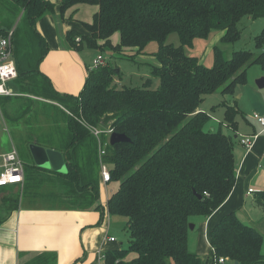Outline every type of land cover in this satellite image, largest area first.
<instances>
[{"label":"trees","instance_id":"obj_1","mask_svg":"<svg viewBox=\"0 0 264 264\" xmlns=\"http://www.w3.org/2000/svg\"><path fill=\"white\" fill-rule=\"evenodd\" d=\"M80 3L98 9L90 22H81L83 30L66 32L71 46L99 51L109 46L117 52L139 53L154 42L151 54L158 65L150 67L142 86L118 88L114 76L121 79L122 74L105 59L88 70L77 95L60 93L39 69L48 46L36 28V20L54 11V4L0 0V8H5L0 11V35L11 27L12 18L21 15L22 24L14 27L12 35L19 92L53 101L63 122L58 124L61 119L55 114L54 126L19 137L21 146H29L31 139L60 152L66 163V172H55L37 167L30 156L24 162L22 189L33 192L40 186L39 177H49L66 188L62 207H93L103 216L98 143L83 122L123 133L128 141L108 144L103 161L110 168V182L117 183L106 210L112 218L124 217L127 246L104 251L101 264H201L187 247L190 219L208 218L225 201L235 184L236 164L232 136L208 125L210 115L199 105L204 95L216 91L233 95L236 85L246 82V70L253 64L264 75V28L254 37L256 51L235 50L226 57L214 46L212 66L185 49L214 30L224 31L222 43L236 41L244 17L264 18V0H60L61 14ZM115 33L119 40L113 44ZM171 33L177 34L179 45L167 42ZM152 78L159 82L156 88H151ZM11 98H0L2 108ZM228 101L223 102V120L235 130L239 112ZM16 108L6 115L23 113L21 106ZM258 200L263 203L264 196ZM0 202L13 210L18 199ZM262 241L263 235L240 221L235 211L223 214L209 232L213 260L223 257L231 264H264ZM33 263L55 264V258L46 253Z\"/></svg>","mask_w":264,"mask_h":264},{"label":"rangeland","instance_id":"obj_2","mask_svg":"<svg viewBox=\"0 0 264 264\" xmlns=\"http://www.w3.org/2000/svg\"><path fill=\"white\" fill-rule=\"evenodd\" d=\"M5 5L9 6L8 4ZM3 9L5 8L1 7L0 11H3ZM21 24L19 15L12 18L9 23L11 27L16 25L20 26ZM263 28L264 18L252 20L248 17H244L238 25L240 36L236 41L232 43H222L220 38L224 31L214 30L211 31L206 39H195L193 47L186 48L185 51L189 55L196 56L199 59V62L205 66H212V49L214 46L222 49L226 57H229L235 50L244 49L256 51L254 47V37L259 34ZM167 42L175 46L179 45L177 34L171 33L167 38ZM155 49L156 43L152 42L148 44L144 51L139 53H136L135 51L117 52L109 46L104 47L100 51L98 49L84 47L83 52L87 57V61H91L97 53H101L104 60L107 59L112 66H117L122 76L121 79L114 76L113 84L120 88L122 86H142L143 82L149 76L148 72L150 67L158 65V61L154 54H151ZM259 72H261V70L257 64L249 66L246 70V81H248V83L237 84L236 89L238 92L236 94L228 95L216 91L212 94L204 95L200 102L199 109L210 115L208 125L213 129H220L223 133L231 135L233 140L235 139L234 135H237V138L234 140L233 149L235 160L238 163V170L235 184L230 192L231 194L233 192V200L231 203H228V205L232 204V207H234L233 210L237 212L240 221H245V223L252 225L263 235L260 250L262 254H264V204L262 208L255 206V203L258 205L257 201L259 202L258 199L260 196H264V129L260 130L261 128H257L255 124L253 127L251 124V122H253L252 119L254 113H261V116H264V112L254 110L256 108H252L250 105H245L246 101L243 97L244 93L247 91L245 89H248L250 84H255ZM158 83L157 79L152 78L151 88H156ZM9 86L12 91H19L16 82H10ZM25 94L29 95L24 97H13L9 99L10 102L8 106L5 105L0 109V151L9 150L12 147L13 142L18 152L20 151L19 153L24 155V157H21L23 162L31 159V153L29 150L31 144L29 146H21L22 144L19 142V137L25 138L27 134H35L43 129L54 126L52 118H54L55 114L57 115V112L60 111V109L56 108L52 103L44 101V99L38 95L30 93ZM225 98H227V100L238 99L239 101L238 107L241 113L236 116L237 122L235 130L226 126L223 120L225 109L223 102ZM260 103L264 107V99H262ZM18 105L21 106L23 113L17 112L15 115H11L12 118H9L6 113L13 112L14 109H17L16 107ZM56 117L59 118V115ZM58 122V124H63L62 119ZM253 133L256 134V137L253 139L249 148H246L239 143V136ZM29 143H32L31 139ZM39 181L40 186H35L32 189L33 192H24L22 188L17 187L11 189H9L10 186L2 187L5 190H3L0 195V201L1 199L10 198H17L19 200L21 197L24 201H28V203L29 200L32 199L34 201L33 204L38 206L46 204L61 207L64 201V199L61 198L62 191L66 188L62 185L56 184V182L49 177H39ZM116 188L117 183L114 184V182H109L108 184L100 183V197H103L105 201L106 197L115 191ZM248 188H251V193L247 192ZM244 199L247 200L245 204H243ZM7 208L6 205H3L2 202H0V211L2 214L8 213L9 209ZM115 218L113 219L114 222L110 233L115 234L118 238L116 244L119 245V247H125L127 246L128 232L126 229L120 228V226L114 224ZM117 218H121L118 219V222H120L124 217ZM193 219L196 222V226L193 230L189 231L191 234L190 236L199 235V231L203 232L204 218L202 216H193ZM200 223H202V227H200ZM196 245L199 248L200 244L196 242ZM204 246L205 245L203 244V248ZM189 249L192 250L191 243L189 244Z\"/></svg>","mask_w":264,"mask_h":264},{"label":"crops","instance_id":"obj_3","mask_svg":"<svg viewBox=\"0 0 264 264\" xmlns=\"http://www.w3.org/2000/svg\"><path fill=\"white\" fill-rule=\"evenodd\" d=\"M50 1L54 4V11L44 13L36 20V28L45 38L48 46L46 55L39 64V69L49 78L56 91L77 95L82 89L88 70L91 68L92 60L95 57L91 61H87V57L83 52L84 47L78 50L71 46L66 39V32L70 29L83 30L81 22H90L98 8L96 5L80 3L70 7L62 15L59 9L60 0ZM14 27L9 29H14ZM111 39L112 43L115 44L119 40V35L115 33ZM260 76L264 75L259 72L257 78ZM10 82H15V78L7 83L11 89L9 86ZM248 87V89H245L247 91L243 96L246 101L245 105H250L252 108H256L254 110L264 112V107L260 103L264 99V88H258L256 84H250ZM237 92L238 90L235 87L234 94ZM12 93V95H7V97L29 95L19 91H12ZM4 97L6 96H1L0 98ZM44 101L53 103V101L48 99H44ZM228 102L234 103L239 112L238 114L241 113L238 107V99H229ZM259 114L261 116V113ZM262 117L264 116L262 115ZM252 121L253 127L255 124L257 128H261L260 130L264 129V125L259 124L255 119H252ZM234 138L236 139L237 135H234ZM12 144L14 143L12 142ZM235 164L237 175L238 163L236 160ZM46 170L54 171L52 169ZM108 197H106L105 201L103 197L99 199L103 205V216L99 210L93 207L82 209L46 204L38 206L33 204L34 201L32 199L28 203V201H24L20 197L15 209L0 215V264H34V260L46 253L54 255L55 264H101L104 251L119 248V245L116 244L118 238L115 234L110 233L114 217L112 218L106 210ZM232 200L233 192L208 218H204L203 232L199 231V235L190 236V229L188 231L187 247L189 249V244L191 243L193 251L190 249L189 251L194 252L200 258L201 264H214L209 232L213 224L223 214L234 211L232 204L228 205ZM246 202L247 200L244 199L243 204ZM257 203L258 205L255 203V206L262 208L264 202L260 203L257 201ZM235 213L237 215L236 211ZM118 219L121 218L116 217L114 224L123 228L124 219L120 220V222H118ZM190 220L195 227L196 222L193 217ZM243 222L245 223V221ZM200 227H202V223H200ZM108 236H114L116 239L108 242L105 240ZM196 242L200 244L199 248ZM203 244L205 245L204 248ZM222 264H231V262L226 259Z\"/></svg>","mask_w":264,"mask_h":264},{"label":"built area","instance_id":"obj_4","mask_svg":"<svg viewBox=\"0 0 264 264\" xmlns=\"http://www.w3.org/2000/svg\"><path fill=\"white\" fill-rule=\"evenodd\" d=\"M14 29H9L5 35H0V97L12 95L11 89L7 83L17 77V70L13 57V44L12 35ZM79 39L76 38V41ZM104 58L99 53L93 58L91 68H96L103 64ZM253 119L259 124L264 125V117L254 113ZM83 125L95 136L98 143V157H99V172L100 182L106 184L110 182V168L103 161L105 155L106 146L109 143L110 135L113 132L112 129L103 127L101 125H89L83 122ZM256 135H241L240 143L246 148L250 147L252 139ZM104 137V138H103ZM24 182V162L16 149L15 145L7 151H0V188L10 186L21 188ZM252 190L249 189L248 192ZM116 238L114 236H108L106 241L112 242ZM214 264H222L225 259L223 257L214 258Z\"/></svg>","mask_w":264,"mask_h":264},{"label":"water","instance_id":"obj_5","mask_svg":"<svg viewBox=\"0 0 264 264\" xmlns=\"http://www.w3.org/2000/svg\"><path fill=\"white\" fill-rule=\"evenodd\" d=\"M258 88H264V76H260L255 80ZM128 141V138L123 133L112 132L110 135L109 143L113 145L118 142ZM30 153L34 164L40 168L52 169L56 172H66V163L60 152L52 149H46L39 146L37 143H31ZM193 223L189 224V229L192 230ZM233 264H238L235 261Z\"/></svg>","mask_w":264,"mask_h":264}]
</instances>
